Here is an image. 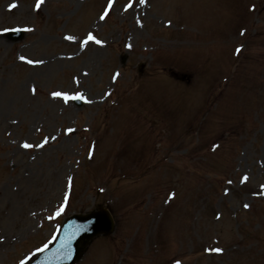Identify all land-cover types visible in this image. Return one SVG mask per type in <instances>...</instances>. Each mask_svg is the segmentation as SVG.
I'll list each match as a JSON object with an SVG mask.
<instances>
[{"label": "rangeland", "instance_id": "obj_1", "mask_svg": "<svg viewBox=\"0 0 264 264\" xmlns=\"http://www.w3.org/2000/svg\"><path fill=\"white\" fill-rule=\"evenodd\" d=\"M107 7L0 0V264L97 205L114 230L76 264H264V0Z\"/></svg>", "mask_w": 264, "mask_h": 264}, {"label": "water", "instance_id": "obj_2", "mask_svg": "<svg viewBox=\"0 0 264 264\" xmlns=\"http://www.w3.org/2000/svg\"><path fill=\"white\" fill-rule=\"evenodd\" d=\"M16 37L18 35H12V38ZM80 226H83V228ZM112 227L113 221L110 214L103 208L90 214L72 215L66 219L50 248L33 264H73L94 235L101 232L107 233L111 231ZM78 228H80L79 231ZM84 228L87 230H84ZM64 241H68L67 248L61 250Z\"/></svg>", "mask_w": 264, "mask_h": 264}, {"label": "snow or ice", "instance_id": "obj_3", "mask_svg": "<svg viewBox=\"0 0 264 264\" xmlns=\"http://www.w3.org/2000/svg\"><path fill=\"white\" fill-rule=\"evenodd\" d=\"M43 3H44V0H35V9L39 10L40 7H41V5H42ZM139 3H140V4H144V3H145V0H139ZM15 6H16L15 4L10 5V8H11V7H15ZM112 6H113V0H108V7L105 8V10H104V14L100 16V19H101V20H104V19H105V17L108 15V11H109V9H110ZM130 7H132L131 4L126 5V6H125V11H127L128 8H130ZM137 23H139V21H137ZM25 30H26V31H32L31 29H25ZM64 39H65V40H69V41H73V40H75L76 38L73 37V36H65ZM90 41L95 42L97 45L102 44V41H100L99 39H97V38H96L91 32H89V33H87V35H86V36L80 41V46L83 48V47H84L85 45H87ZM240 51H241L240 48H237V49H236V52H240ZM20 59H21L22 61H26V62L29 63V64H32V63H43V61H32V60H26V58L23 57V56H21ZM113 79H114V80L116 79V76H115V75L113 76ZM33 92H35V89H33ZM51 95H52L54 98H56V97H61V98H63L65 101H68V100H70V99H76V100L84 99V97H83V95H82L81 93H75L74 95H69L68 93H65V92L53 91V92L51 93ZM74 131H75L74 129H72V128H68V129L66 130V133H72V132H74ZM52 139H56V137H52ZM47 141H48V138L46 137V138L44 139L43 143H41V144H39V145H36V146H38V147H43L44 144L47 143ZM22 146H23L24 148H30V147H33V145H32V144H29V143H24ZM90 154H91V153H90ZM247 180H248V177H247V175H245V176L242 177L241 182L243 183V182H246ZM229 183H231V181H229ZM261 189L264 190V185H261ZM225 194H227V192H226ZM67 199H68V197H67V193H65L64 200L66 201ZM243 207H244L245 209H247V208L250 207V205H249L248 203H245V204L243 205ZM63 210H64L63 205H61V207H59V208L56 210L55 215L59 216V215L61 214V212H63ZM217 218H219V217H217ZM80 227L83 228V226H80ZM77 230L79 231L80 228H78ZM84 230H87V229L84 228ZM69 240H70V238H69ZM67 244H68V241H64V242H62L61 250H65V249L67 248ZM47 247H48V245L45 244L43 248H38V249H37V252H43ZM210 250H211V251H215V252H217V253H220V252L223 251V250L220 249V248H212V249H210ZM26 259H28V258L26 257L25 259H22V260L20 261V264H25ZM177 264H179V262H177Z\"/></svg>", "mask_w": 264, "mask_h": 264}]
</instances>
